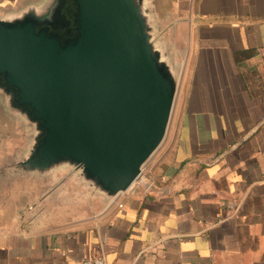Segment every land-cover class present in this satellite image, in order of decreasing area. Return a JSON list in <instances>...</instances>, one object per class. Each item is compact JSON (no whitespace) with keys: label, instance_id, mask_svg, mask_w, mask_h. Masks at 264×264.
<instances>
[{"label":"crops","instance_id":"obj_1","mask_svg":"<svg viewBox=\"0 0 264 264\" xmlns=\"http://www.w3.org/2000/svg\"><path fill=\"white\" fill-rule=\"evenodd\" d=\"M160 20L181 67L168 133L111 201L66 170L5 175L29 131L0 98V264H264V0H170Z\"/></svg>","mask_w":264,"mask_h":264},{"label":"water","instance_id":"obj_2","mask_svg":"<svg viewBox=\"0 0 264 264\" xmlns=\"http://www.w3.org/2000/svg\"><path fill=\"white\" fill-rule=\"evenodd\" d=\"M147 0H25L0 13V98L29 137L8 176L69 171L111 201L163 144L181 67Z\"/></svg>","mask_w":264,"mask_h":264},{"label":"rangeland","instance_id":"obj_3","mask_svg":"<svg viewBox=\"0 0 264 264\" xmlns=\"http://www.w3.org/2000/svg\"><path fill=\"white\" fill-rule=\"evenodd\" d=\"M25 0H0V13L8 8H18L19 6L23 5ZM170 0H147L148 5L153 9V19L156 23V21L160 22L161 17V11L162 9H165V5L169 3ZM165 16L172 17L168 12L165 11ZM177 47L180 49V51H184L183 48H181V45H177ZM41 216L38 218L41 222H46V217L42 212H40ZM50 222V221H48ZM47 223V222H46ZM55 222H50L49 224L52 225Z\"/></svg>","mask_w":264,"mask_h":264},{"label":"built area","instance_id":"obj_4","mask_svg":"<svg viewBox=\"0 0 264 264\" xmlns=\"http://www.w3.org/2000/svg\"><path fill=\"white\" fill-rule=\"evenodd\" d=\"M119 206H122V205L120 204ZM80 264H107V262H106L105 257L100 255V256H94V257H84L81 259Z\"/></svg>","mask_w":264,"mask_h":264}]
</instances>
